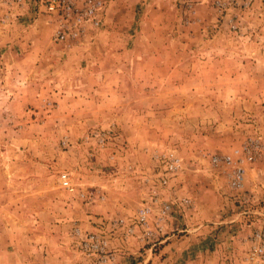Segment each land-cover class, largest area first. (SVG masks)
Instances as JSON below:
<instances>
[{
  "label": "rangeland",
  "instance_id": "1",
  "mask_svg": "<svg viewBox=\"0 0 264 264\" xmlns=\"http://www.w3.org/2000/svg\"><path fill=\"white\" fill-rule=\"evenodd\" d=\"M43 1L0 0V264H264V160L237 194L207 159L264 140V0H105L66 42Z\"/></svg>",
  "mask_w": 264,
  "mask_h": 264
},
{
  "label": "built area",
  "instance_id": "2",
  "mask_svg": "<svg viewBox=\"0 0 264 264\" xmlns=\"http://www.w3.org/2000/svg\"><path fill=\"white\" fill-rule=\"evenodd\" d=\"M25 0H16L20 5ZM252 0H242L246 8ZM105 0H44L43 8L47 15L53 19V37L56 42H66L82 35L86 27H98L101 21V13ZM233 28H236L235 26ZM210 165L221 171L228 182L230 189L237 194L243 190L247 168L264 160V140L255 136L245 138L238 147L228 154L210 155L207 157ZM155 163L160 168V185L165 186L172 176H175L181 168V159L174 153L168 152L154 157ZM63 185L71 190L69 183L62 176ZM241 201L247 202L248 196H240ZM181 205H189V200L182 199ZM150 207H142L137 211V223L147 228L151 215ZM171 212L170 203L160 204L159 217L164 219ZM259 241L255 250L256 255L264 261V230L255 235ZM96 251L104 253L100 241L94 235L85 243Z\"/></svg>",
  "mask_w": 264,
  "mask_h": 264
}]
</instances>
